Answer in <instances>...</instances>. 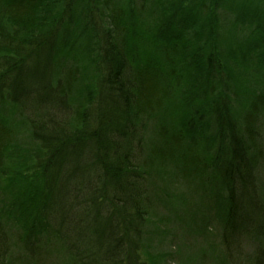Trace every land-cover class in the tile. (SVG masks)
Listing matches in <instances>:
<instances>
[{"label":"trees","instance_id":"1","mask_svg":"<svg viewBox=\"0 0 264 264\" xmlns=\"http://www.w3.org/2000/svg\"><path fill=\"white\" fill-rule=\"evenodd\" d=\"M263 166L264 0H0V264L54 241L67 264H162L145 236L164 187L207 172L240 264L242 239L264 237ZM71 193L88 252L65 229Z\"/></svg>","mask_w":264,"mask_h":264},{"label":"rangeland","instance_id":"2","mask_svg":"<svg viewBox=\"0 0 264 264\" xmlns=\"http://www.w3.org/2000/svg\"><path fill=\"white\" fill-rule=\"evenodd\" d=\"M18 138L27 139L25 136ZM148 139L145 153L149 154V158H151L150 155H167L169 149L158 137L149 135ZM152 160L154 159L152 158ZM165 161L172 163L171 160ZM156 164L158 165L159 163ZM179 166L180 170L178 171L173 170V166L168 163L165 164L164 168L168 172L177 173L179 178L193 170V168H185L180 164ZM207 175L200 176L201 182L199 178L189 186L184 181H176L174 185H165L166 198L162 205L157 207L156 214H151V225L148 226L150 227L148 228L149 230H151V227H158L160 231L145 236V240L149 241L148 246L151 255L156 257L163 256L162 264H224L226 260L224 252L226 253L227 249L225 248L226 251L223 250L221 238L222 222L219 219L217 209L220 206L219 193L217 189L216 191L212 189L213 183L207 181ZM258 178L263 190L264 166L259 170ZM185 179L189 180L190 178ZM87 182H95L94 173L75 180V183L83 186ZM159 186L161 189L163 188L162 183ZM220 195L226 196V193L221 192ZM87 197H89V194H87ZM69 198L74 199V193L69 194L66 210L61 211L67 217L65 229L81 250L88 252L89 246H96L95 237L91 233L93 229L87 224V218H89L90 213H87L85 209L81 210V208L71 211ZM220 201L222 203L223 200L220 199ZM244 201L243 206H248V200ZM248 207L250 213L247 216L241 215V217L245 218L244 222L254 226L260 213L253 211L250 205ZM225 209L227 211V207ZM255 239L252 237L242 239L240 264H255L254 259L256 253L259 252L258 248H264V237H258L257 241ZM52 243V246L48 245L46 249L41 251L37 264L68 263L65 252L62 251L61 243L58 241ZM235 248V244L229 247L231 253H233ZM233 259L235 258L233 257Z\"/></svg>","mask_w":264,"mask_h":264},{"label":"bare ground","instance_id":"3","mask_svg":"<svg viewBox=\"0 0 264 264\" xmlns=\"http://www.w3.org/2000/svg\"><path fill=\"white\" fill-rule=\"evenodd\" d=\"M177 181H182V180H177ZM175 184H176V181H175Z\"/></svg>","mask_w":264,"mask_h":264}]
</instances>
